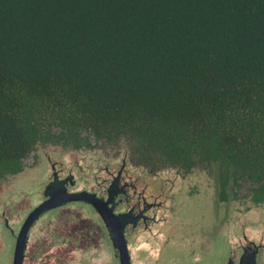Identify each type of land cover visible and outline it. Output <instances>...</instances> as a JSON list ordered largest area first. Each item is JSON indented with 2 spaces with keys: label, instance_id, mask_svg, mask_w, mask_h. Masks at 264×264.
I'll return each mask as SVG.
<instances>
[{
  "label": "trees",
  "instance_id": "1",
  "mask_svg": "<svg viewBox=\"0 0 264 264\" xmlns=\"http://www.w3.org/2000/svg\"><path fill=\"white\" fill-rule=\"evenodd\" d=\"M91 138L264 202V0H0V181Z\"/></svg>",
  "mask_w": 264,
  "mask_h": 264
},
{
  "label": "flooded vegetation",
  "instance_id": "2",
  "mask_svg": "<svg viewBox=\"0 0 264 264\" xmlns=\"http://www.w3.org/2000/svg\"><path fill=\"white\" fill-rule=\"evenodd\" d=\"M89 143L40 146L21 171L0 181V227L14 243L12 262L5 263L122 264L121 249L128 264H175V251L190 259L195 241L184 217L200 196H175L173 176L164 177L165 172L190 173L138 162L123 145L94 138ZM37 156L46 162V176L36 196L18 185L13 193L12 181L35 167ZM233 190L225 198L218 193L219 202H231L230 239L219 252L220 264H264V232L257 227L264 202L254 203L243 185ZM243 197L249 203L244 210L236 203ZM49 201L52 206L37 213ZM233 205L237 212L232 213ZM5 247L10 245L0 232V253Z\"/></svg>",
  "mask_w": 264,
  "mask_h": 264
},
{
  "label": "rangeland",
  "instance_id": "3",
  "mask_svg": "<svg viewBox=\"0 0 264 264\" xmlns=\"http://www.w3.org/2000/svg\"><path fill=\"white\" fill-rule=\"evenodd\" d=\"M39 149V147H37ZM36 149V152L38 151ZM46 162L42 156H37L36 166L30 169H26L22 174L19 175L17 183L15 180L12 181L14 186L26 192L31 191V197L36 196V191L39 186L44 182L45 179ZM164 172V171H163ZM173 176L175 185V196L179 198L181 196L187 198L191 194L197 197L192 206L186 211L184 220L187 219L189 222V228L187 232L193 236L194 253L193 256L188 259L185 257L183 260L180 251H175L177 261L175 264H196L195 260H198L197 264H220L219 252L222 250L224 244L229 242V230L230 225L228 224L229 216L226 214L230 209L231 202H219L218 200V185L216 179L210 177L205 171L200 170L193 171L187 176H181L177 172L164 173V177L170 178ZM16 188L13 193L19 192V188ZM170 190V189H169ZM13 195V194H12ZM193 196V197H194ZM1 202V201H0ZM238 208L244 210L248 207L249 203L247 199L240 198V202H236ZM190 205V204H189ZM188 205V206H189ZM235 209H232L234 208ZM231 209L234 210L232 213L237 212V207L233 205ZM258 224L264 232V211H261L257 215ZM190 223H193L190 225ZM2 233V241L9 242L10 247L0 253V264H6L5 261L9 260L12 262V251L14 243L11 240L9 234L5 231L4 227H0Z\"/></svg>",
  "mask_w": 264,
  "mask_h": 264
},
{
  "label": "water",
  "instance_id": "4",
  "mask_svg": "<svg viewBox=\"0 0 264 264\" xmlns=\"http://www.w3.org/2000/svg\"><path fill=\"white\" fill-rule=\"evenodd\" d=\"M50 206H52V205H50V201L49 202H46L44 205H42L41 207H39L37 209V213H39V212H41L43 210H46ZM102 215H103V213H102ZM119 235H121V233L120 232H117V236H119ZM121 252H122V258H121L122 264H128V256H127V253L125 254V252L122 249H121Z\"/></svg>",
  "mask_w": 264,
  "mask_h": 264
}]
</instances>
